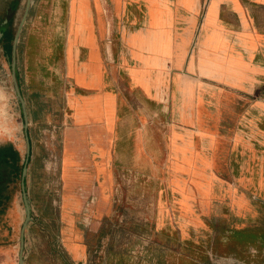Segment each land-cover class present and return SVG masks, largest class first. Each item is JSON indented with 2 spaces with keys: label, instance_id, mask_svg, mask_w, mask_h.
<instances>
[{
  "label": "crops",
  "instance_id": "0c3cea01",
  "mask_svg": "<svg viewBox=\"0 0 264 264\" xmlns=\"http://www.w3.org/2000/svg\"><path fill=\"white\" fill-rule=\"evenodd\" d=\"M20 43L38 215L26 263L40 226H61L66 263L93 264L114 226L140 221L172 228L169 253L194 264L183 248L246 264L206 245L224 234L264 261V0H37ZM46 177L55 190L37 198Z\"/></svg>",
  "mask_w": 264,
  "mask_h": 264
},
{
  "label": "flooded vegetation",
  "instance_id": "af4514ba",
  "mask_svg": "<svg viewBox=\"0 0 264 264\" xmlns=\"http://www.w3.org/2000/svg\"><path fill=\"white\" fill-rule=\"evenodd\" d=\"M36 1L0 0V264H19L21 254L26 263L30 229L38 219L32 131L18 75L20 42Z\"/></svg>",
  "mask_w": 264,
  "mask_h": 264
},
{
  "label": "rangeland",
  "instance_id": "374dc122",
  "mask_svg": "<svg viewBox=\"0 0 264 264\" xmlns=\"http://www.w3.org/2000/svg\"><path fill=\"white\" fill-rule=\"evenodd\" d=\"M55 18V17H54ZM39 22V21H38ZM40 27H36V31H39ZM34 29V28H33ZM34 29V30H35ZM43 132V139L47 137V128H42ZM46 141V140H45ZM40 149V148H39ZM49 163H46L45 165L42 164V167L40 168L41 171H46L45 168L48 167L49 169ZM53 170H55V163L52 164ZM44 175V173H42ZM56 179L48 178L46 177L43 180H39L38 187L41 186L40 191L36 192V197L41 198L44 197L47 191L45 189L55 190L56 187ZM43 182V184H42ZM41 194H40V193ZM133 195L136 194L137 190L132 189L130 191ZM140 190V194H141ZM148 190L145 189V195L146 199L152 197ZM117 214L114 215L115 219L123 218L128 219L130 218H136L137 213L134 211H128V212H121L118 210L116 212ZM143 213V214H142ZM144 212H140V218L141 216H144ZM136 215V216H135ZM128 223V222H127ZM117 223H115L116 225ZM61 226H57L56 223L51 225L50 231H48L44 227H39L37 229L38 237L35 241V247L34 253L32 254L31 258H28L26 264H68L65 262V259L62 254V244L61 240L57 238L58 241L53 240L54 235L59 234V229ZM44 229V230H42ZM156 230L160 231V239L163 243L155 244L152 243L155 241L154 235H157L159 231L156 232ZM41 231H43L41 233ZM114 237L112 238L110 235L108 237L105 236L104 239L100 241V244H98V253L96 255H93L94 258L91 260L93 264H194L191 263L190 260L185 259L184 257L175 256L172 253H169L170 251L174 250V247H180V243L177 240V238H170V235H173L172 228H166V227H152L150 225L142 224L140 221V227H135L131 225V223L127 226H114L113 228ZM140 233V240L137 239V233ZM226 233V232H225ZM170 234V235H169ZM224 237H229L227 234L223 235ZM221 236L218 240H213L212 243H207L206 245L210 248V250L215 247V251L217 252V255H224V256H236L240 259L242 262H245L246 264H250L251 260L248 259V247L249 244H242L240 247L233 248V239H225V242H223ZM113 241V242H112ZM219 241H221L219 243ZM210 245V246H209ZM208 247H205V250L208 249ZM53 249V250H52ZM55 249V251H54ZM184 252L188 254H192L194 256H197L198 258H202L200 260V263L202 264H208V259L205 258V255L200 256L196 253H191L188 248H183ZM239 252V253H236ZM196 252V251H195ZM184 254V253H183ZM182 255V254H181ZM242 258V259H241ZM256 262V263H255ZM78 264V263H76ZM254 264H264L263 260H256L254 261Z\"/></svg>",
  "mask_w": 264,
  "mask_h": 264
},
{
  "label": "water",
  "instance_id": "95a60500",
  "mask_svg": "<svg viewBox=\"0 0 264 264\" xmlns=\"http://www.w3.org/2000/svg\"><path fill=\"white\" fill-rule=\"evenodd\" d=\"M18 39H19V37L17 36L16 37V40H15V46H14L13 77H14L15 82H16V73H15L16 72V67H15V64H16V62H15V49H16V44L18 43ZM16 86H17L18 95H19L20 99L22 100L23 104H25L24 103V100L22 99V96H20V94H19V87H18V84L17 83H16ZM29 210H30V208L28 207V214L30 213ZM19 264H24V259H23L22 254H21V257H20Z\"/></svg>",
  "mask_w": 264,
  "mask_h": 264
}]
</instances>
